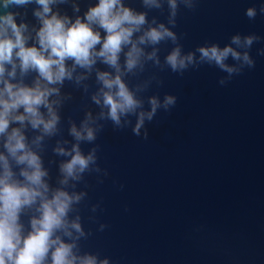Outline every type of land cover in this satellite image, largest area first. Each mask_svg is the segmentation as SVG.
I'll return each mask as SVG.
<instances>
[{
  "label": "clouds",
  "instance_id": "1",
  "mask_svg": "<svg viewBox=\"0 0 264 264\" xmlns=\"http://www.w3.org/2000/svg\"><path fill=\"white\" fill-rule=\"evenodd\" d=\"M138 2L0 0V264H114L84 246L93 235L85 209L96 231L108 227L98 222L101 202H90L87 179L109 175L99 162L105 128L148 140V125L177 105L176 94L159 91L163 73L183 77L207 65L223 73V87L255 67V32L185 50L178 17L200 0ZM258 13L264 3L253 0L244 15ZM66 84L84 100L75 116L63 115L73 100Z\"/></svg>",
  "mask_w": 264,
  "mask_h": 264
},
{
  "label": "water",
  "instance_id": "2",
  "mask_svg": "<svg viewBox=\"0 0 264 264\" xmlns=\"http://www.w3.org/2000/svg\"><path fill=\"white\" fill-rule=\"evenodd\" d=\"M252 2L200 0L195 12L182 11L177 31L186 33L185 50L255 32L262 38L252 49L256 65L223 87V73L207 65L183 77L163 73L159 91L176 94L177 105L148 125V140L105 128L99 162L109 175L103 183L87 179L90 202H101L98 222L108 227L96 231L85 209L93 229L86 248L114 264H264V56L256 54L264 47V16L244 15ZM65 90L73 100L63 115L75 116L82 94ZM51 171L54 182L55 166Z\"/></svg>",
  "mask_w": 264,
  "mask_h": 264
}]
</instances>
